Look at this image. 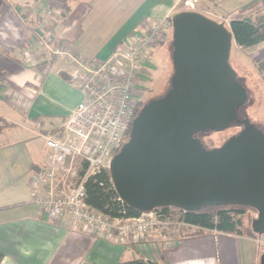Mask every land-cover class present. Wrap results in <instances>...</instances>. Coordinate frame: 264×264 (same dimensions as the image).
<instances>
[{
	"label": "crops",
	"instance_id": "obj_1",
	"mask_svg": "<svg viewBox=\"0 0 264 264\" xmlns=\"http://www.w3.org/2000/svg\"><path fill=\"white\" fill-rule=\"evenodd\" d=\"M67 1L65 16L60 10L62 15L51 21L46 10L60 5L58 0H0V264H118L136 259L154 264H261L264 250L258 239L264 234L253 238L194 225L188 232L155 227L136 242L124 243L116 236L71 229L68 220L56 222L32 200L33 180L49 154L44 135H58L83 97L67 79L70 68H36L22 61L19 56L34 49V32L51 33L87 59L105 60L149 20L184 11L185 0ZM257 2L264 0H196L194 11L231 21L243 18ZM246 50L258 70L264 63V42ZM236 67L246 77L245 68ZM16 125L18 130L11 131Z\"/></svg>",
	"mask_w": 264,
	"mask_h": 264
},
{
	"label": "water",
	"instance_id": "obj_2",
	"mask_svg": "<svg viewBox=\"0 0 264 264\" xmlns=\"http://www.w3.org/2000/svg\"><path fill=\"white\" fill-rule=\"evenodd\" d=\"M172 26L171 87L135 117L109 166L113 187L124 204L141 212L248 206L257 211L253 231L262 235L264 129L238 116L248 92L230 64L234 34L194 10L176 13ZM235 122L241 130L221 146L208 148L199 137Z\"/></svg>",
	"mask_w": 264,
	"mask_h": 264
},
{
	"label": "built area",
	"instance_id": "obj_3",
	"mask_svg": "<svg viewBox=\"0 0 264 264\" xmlns=\"http://www.w3.org/2000/svg\"><path fill=\"white\" fill-rule=\"evenodd\" d=\"M195 3L196 0H185L183 10H194ZM54 8L46 10L47 14L56 16L60 9ZM172 18L167 15L149 20L141 31L126 36L105 60L87 59L74 47L60 46L52 35L43 33L42 39H37L41 43L43 40L52 54L72 61L69 81L83 96L60 133L44 135L49 154L44 168L33 180L32 200L56 222L68 220L71 229L101 237L116 236L124 243L136 242L155 227L171 230L175 226H190L158 209L133 218L99 213L87 205L84 187L86 179L109 167L115 153L121 150L142 99L141 84L149 77V58L156 47L171 37ZM216 18L225 24L230 22L227 18ZM76 158L87 165L84 175L67 190L60 188L64 172L69 171L67 164Z\"/></svg>",
	"mask_w": 264,
	"mask_h": 264
},
{
	"label": "trees",
	"instance_id": "obj_4",
	"mask_svg": "<svg viewBox=\"0 0 264 264\" xmlns=\"http://www.w3.org/2000/svg\"><path fill=\"white\" fill-rule=\"evenodd\" d=\"M58 2H60L62 6L60 5H56V6H58L59 9L63 11L64 14L63 16H65V14L68 12L69 9L68 1L58 0ZM255 6L260 7L264 10V3L262 2L254 3L246 10V13L243 18H235L231 20L228 24L230 30L234 34L235 43L243 50L260 45L261 43L264 42V13L260 15H256L254 13ZM172 42H173V38H172ZM171 46H172L171 51H173V45L171 44ZM67 79L69 80V77H67ZM238 79L242 83V85L246 87L248 92L247 102L238 110V116L240 119H242L246 116L249 117L246 108L247 105L250 103L251 96L247 86L244 83L243 78L241 79L238 76ZM170 87H171V80H170ZM149 101L147 102L141 101L139 103L136 116ZM1 122L2 119L0 118V124ZM231 127L241 128L242 126L240 123L235 122L230 126V128ZM257 127L259 126L257 125ZM259 128L264 129V127L262 128L259 127ZM131 131H132V126L128 129L125 137L129 136L131 134ZM211 132L214 131H208L199 134L200 139L202 140V137L204 135ZM125 142L126 139L123 141L121 147H123ZM118 152L119 151H117L116 153ZM86 166L87 165L85 164L84 169L81 173L82 175H84L85 173ZM84 187L86 191L87 205H89L92 209H94L99 213L108 214L113 218H133L140 216L142 213L137 209L127 206L119 199L111 182V170L109 167H103L100 169L99 172L88 177L84 183ZM249 209L256 211L254 208L244 206L241 204L207 206L196 211H184L182 209L172 206L158 208V210L163 211L165 213L174 211L179 215V217L183 222L200 227L202 229L230 233L241 236L244 235L248 237L260 236L258 233L254 232L252 228V222L255 218L250 219L246 214V211ZM199 232L201 231H195L192 233L196 234ZM3 257L4 254L0 251V262L3 259ZM118 264H154V263L150 261H144L143 259H136L128 262H120Z\"/></svg>",
	"mask_w": 264,
	"mask_h": 264
},
{
	"label": "rangeland",
	"instance_id": "obj_5",
	"mask_svg": "<svg viewBox=\"0 0 264 264\" xmlns=\"http://www.w3.org/2000/svg\"><path fill=\"white\" fill-rule=\"evenodd\" d=\"M60 6H62V4H60ZM49 9L55 10L56 8L52 7ZM254 10H255L254 13L256 15H260L264 13V10L257 6L254 7ZM207 12L214 14L213 10L211 9H208ZM57 13L62 15L60 10ZM48 17L51 21L56 19L55 16L53 17V16L48 15ZM61 20H62V17H61ZM43 33H45L46 35H52L51 33L46 32L44 30L35 31L32 37L33 42H31L34 49L32 48V50H30V53L28 56L21 54L19 57L22 59V61L26 65H29L31 67L40 68V66L42 67V65L45 64L46 66L45 68L48 69L52 65H59V66L63 65L62 69L70 68V71H71L74 66L72 61H66V59H63L61 57H58L57 55L52 54L50 48L48 49L47 46L43 44V40H42V43L40 42V40L42 39L40 37V34L43 35ZM172 38H173V33L171 37L169 38V40H167V43H165L166 45L163 47L161 46L156 47L153 51L154 52L153 55L149 58V61L153 66L151 67V65L147 64L149 77L146 81H143V83L141 84V88L143 89L141 101L147 102L151 99L159 97L163 95L170 87V80L174 72L173 61H172V51H171ZM37 39H40L39 42L37 41ZM56 42H54V44H56ZM58 44L60 46L63 45L66 48L72 47L68 44H63L59 42ZM50 47H53V45H50ZM22 50L23 49L21 48V50L19 51L22 52ZM248 51L250 50H246V51L241 50L239 46L234 42L232 46V50H231L230 64L232 68L235 70V72L238 74V76L241 79L243 78L244 83L250 92V96H251L250 103L247 105L246 111L250 119L254 123H256V125L262 128L264 127V63L261 65L260 68H258V70H256L254 66V61H250V56L247 53ZM238 64L242 65V67L245 68V71L248 73V74L246 73V77H242L239 75V72L241 74L243 72L241 69L239 70L236 67ZM248 75L256 76V77L252 76L257 82L255 83L256 89L253 88V83L250 77H248ZM138 107H139V104H138ZM1 125H4V123H2ZM18 128H19L18 125L12 126L11 131H16L18 130ZM240 130H241L240 127H231V128L229 127L220 132L208 133L202 137V140L208 148L218 147V146H221L229 137L238 133ZM29 136H30L31 141L35 139L34 137H31V135ZM129 137L130 135L125 137L126 142L128 141ZM84 165H85L84 160L80 158H76L74 161L68 163L67 169L69 171L66 170L64 172L65 177L63 179V182L60 184V188H64L67 190L68 186L75 185L76 183H78L83 176L81 173L84 169ZM169 214L174 219L180 218L179 215L175 213L174 211L169 212ZM246 214L248 218L250 219L257 217V212L251 209L247 210ZM180 230L182 232L189 231V229L186 226H175L170 231L178 232ZM260 236H253V238H259ZM258 242H259L260 247L262 246V250H264V237L261 238L260 240L258 239Z\"/></svg>",
	"mask_w": 264,
	"mask_h": 264
},
{
	"label": "clouds",
	"instance_id": "obj_6",
	"mask_svg": "<svg viewBox=\"0 0 264 264\" xmlns=\"http://www.w3.org/2000/svg\"><path fill=\"white\" fill-rule=\"evenodd\" d=\"M218 21V20H217ZM219 22H221V21H219ZM226 25H228V24H226Z\"/></svg>",
	"mask_w": 264,
	"mask_h": 264
}]
</instances>
